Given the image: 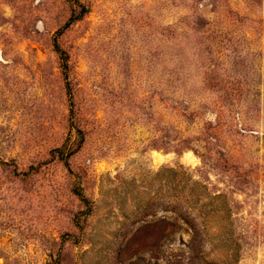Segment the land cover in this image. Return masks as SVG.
Listing matches in <instances>:
<instances>
[{
	"label": "rangeland",
	"instance_id": "374dc122",
	"mask_svg": "<svg viewBox=\"0 0 264 264\" xmlns=\"http://www.w3.org/2000/svg\"><path fill=\"white\" fill-rule=\"evenodd\" d=\"M0 264H264V0H0Z\"/></svg>",
	"mask_w": 264,
	"mask_h": 264
},
{
	"label": "trees",
	"instance_id": "16d2710c",
	"mask_svg": "<svg viewBox=\"0 0 264 264\" xmlns=\"http://www.w3.org/2000/svg\"><path fill=\"white\" fill-rule=\"evenodd\" d=\"M74 20H75V19H74ZM79 195H81V194H79ZM80 197H81V196H80ZM193 233H194V238H195V237L197 238V236L195 235V232H193ZM195 240H196V239H194V242H195Z\"/></svg>",
	"mask_w": 264,
	"mask_h": 264
}]
</instances>
